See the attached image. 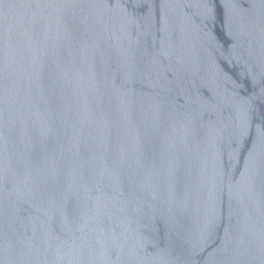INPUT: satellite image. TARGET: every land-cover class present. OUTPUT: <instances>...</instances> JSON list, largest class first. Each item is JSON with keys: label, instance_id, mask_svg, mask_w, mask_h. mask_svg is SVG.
I'll return each instance as SVG.
<instances>
[{"label": "water", "instance_id": "1", "mask_svg": "<svg viewBox=\"0 0 264 264\" xmlns=\"http://www.w3.org/2000/svg\"><path fill=\"white\" fill-rule=\"evenodd\" d=\"M0 264H264V0H0Z\"/></svg>", "mask_w": 264, "mask_h": 264}]
</instances>
